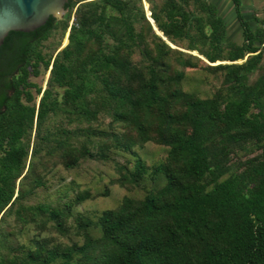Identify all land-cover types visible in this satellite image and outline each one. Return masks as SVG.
Here are the masks:
<instances>
[{
	"label": "trees",
	"instance_id": "trees-1",
	"mask_svg": "<svg viewBox=\"0 0 264 264\" xmlns=\"http://www.w3.org/2000/svg\"><path fill=\"white\" fill-rule=\"evenodd\" d=\"M144 1L3 39L0 264H264V7Z\"/></svg>",
	"mask_w": 264,
	"mask_h": 264
},
{
	"label": "water",
	"instance_id": "water-1",
	"mask_svg": "<svg viewBox=\"0 0 264 264\" xmlns=\"http://www.w3.org/2000/svg\"><path fill=\"white\" fill-rule=\"evenodd\" d=\"M66 2L67 0H0V46L10 31L36 30L50 16L62 19L66 13ZM150 20L153 22L151 18ZM153 29L162 36L155 26Z\"/></svg>",
	"mask_w": 264,
	"mask_h": 264
},
{
	"label": "rangeland",
	"instance_id": "rangeland-1",
	"mask_svg": "<svg viewBox=\"0 0 264 264\" xmlns=\"http://www.w3.org/2000/svg\"><path fill=\"white\" fill-rule=\"evenodd\" d=\"M144 3V2H143ZM264 7V0H242V12L243 15L246 19H252L253 13L254 11H262V8ZM144 9L146 10V14L147 16H149V5L147 3V7L144 4ZM222 16L224 17L225 22L227 23V40H233L237 43H240L242 41V36H241V26L240 23L238 21V19L236 18L234 12H233V8L227 7V5L224 6L223 10L221 11ZM260 14V13H259ZM251 24L254 25V22L251 21ZM68 31V29H67ZM67 31L65 32L63 38L61 39V45L59 47V49L65 45V43L67 42L66 40H68V33ZM241 60H238L237 62H240ZM219 63V62H216ZM48 72L49 70H47L45 73L40 74L37 77H31V80L36 82L37 84H39L42 88V90L45 88L46 86V80L48 77ZM38 95L36 97V103L38 102L39 99ZM64 174V173H63ZM70 175L69 174H65V179L63 180V182L59 183H55L53 184V186L50 189H54L55 187L59 186L60 184L69 181L70 179ZM97 187H100V185H97ZM122 192H111V198H107L105 200H100L97 202L98 207L101 206H110L113 204V198H116L118 195H120ZM90 207V205H88Z\"/></svg>",
	"mask_w": 264,
	"mask_h": 264
},
{
	"label": "crops",
	"instance_id": "crops-1",
	"mask_svg": "<svg viewBox=\"0 0 264 264\" xmlns=\"http://www.w3.org/2000/svg\"><path fill=\"white\" fill-rule=\"evenodd\" d=\"M209 1L216 5L218 14L221 16H222L221 11L223 10L225 5H227V7L231 6L233 8V12H234L232 0H209ZM143 2H144V4L146 3L144 0H143ZM234 14H235V12H234ZM223 19H224V17H223Z\"/></svg>",
	"mask_w": 264,
	"mask_h": 264
},
{
	"label": "built area",
	"instance_id": "built-area-1",
	"mask_svg": "<svg viewBox=\"0 0 264 264\" xmlns=\"http://www.w3.org/2000/svg\"><path fill=\"white\" fill-rule=\"evenodd\" d=\"M149 14H150V12H149ZM72 21H73V16L71 17L70 24L72 23ZM68 30H69V27H68ZM67 33H68V31H67Z\"/></svg>",
	"mask_w": 264,
	"mask_h": 264
},
{
	"label": "flooded vegetation",
	"instance_id": "flooded-vegetation-1",
	"mask_svg": "<svg viewBox=\"0 0 264 264\" xmlns=\"http://www.w3.org/2000/svg\"><path fill=\"white\" fill-rule=\"evenodd\" d=\"M2 64H1V62H0V71H1V69H2ZM0 86H2V85H0ZM4 87V86H3ZM6 90H8V89H6Z\"/></svg>",
	"mask_w": 264,
	"mask_h": 264
}]
</instances>
